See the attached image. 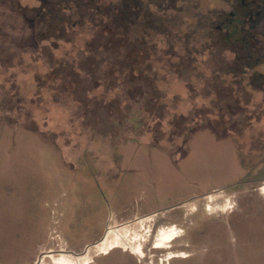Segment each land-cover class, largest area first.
<instances>
[{"label": "rangeland", "instance_id": "374dc122", "mask_svg": "<svg viewBox=\"0 0 264 264\" xmlns=\"http://www.w3.org/2000/svg\"><path fill=\"white\" fill-rule=\"evenodd\" d=\"M163 1L0 0V264H264V0Z\"/></svg>", "mask_w": 264, "mask_h": 264}, {"label": "trees", "instance_id": "16d2710c", "mask_svg": "<svg viewBox=\"0 0 264 264\" xmlns=\"http://www.w3.org/2000/svg\"><path fill=\"white\" fill-rule=\"evenodd\" d=\"M123 2H124V7L120 10L119 13H117V14H119L118 15L119 19L118 18L114 19L113 24L108 29V31H110V34L113 37L117 36L116 32L114 30V25H115V27H117V26L122 27L124 30V33H125L123 35L126 37H129L130 32L128 31L129 29H128L127 24L130 23L135 17L138 16V13L140 12V8L142 6L140 0H123ZM163 3H165V6H168L170 2H169V0H165V1H163ZM115 12H117V11L115 10ZM118 38H122V36L118 37ZM123 38H125V37H123ZM141 45H142V43L135 40V41L129 42L128 46H126L127 50H126L124 62L126 64H128V66L130 65L131 67L132 66L134 67L135 66L134 64H136L138 67H140V65L142 64L140 61V57L142 54ZM113 47H114V49H113L114 51H119V49H122L125 47V44L123 43V41H121V42L119 41L118 43L114 41ZM133 67H132V69H133ZM145 84L148 85L147 83H145Z\"/></svg>", "mask_w": 264, "mask_h": 264}, {"label": "bare ground", "instance_id": "6f19581e", "mask_svg": "<svg viewBox=\"0 0 264 264\" xmlns=\"http://www.w3.org/2000/svg\"><path fill=\"white\" fill-rule=\"evenodd\" d=\"M121 234H122V233H121ZM122 235H123V234H122ZM110 236H111V235H110ZM112 237H113V236H112ZM116 240H117V239H116ZM102 241H103V240H102ZM102 241H101V242H102ZM101 242H100V243H101ZM100 243H98L97 245H99ZM105 245H106V244H105ZM98 247H99V246H98ZM115 247H116V246H114V247H110V249L112 250V249H114ZM103 248H104V247H103ZM88 250H89V249H86L85 253H84L83 255H81V256L86 255V253L88 252ZM107 253H108V252H107ZM77 257H80V256H77Z\"/></svg>", "mask_w": 264, "mask_h": 264}, {"label": "flooded vegetation", "instance_id": "af4514ba", "mask_svg": "<svg viewBox=\"0 0 264 264\" xmlns=\"http://www.w3.org/2000/svg\"><path fill=\"white\" fill-rule=\"evenodd\" d=\"M108 231H109V230H108ZM57 247H59V246H57ZM56 252L59 253V252H61V250L56 249ZM75 257H77V256H75Z\"/></svg>", "mask_w": 264, "mask_h": 264}, {"label": "water", "instance_id": "95a60500", "mask_svg": "<svg viewBox=\"0 0 264 264\" xmlns=\"http://www.w3.org/2000/svg\"><path fill=\"white\" fill-rule=\"evenodd\" d=\"M59 253H61V252H59Z\"/></svg>", "mask_w": 264, "mask_h": 264}]
</instances>
